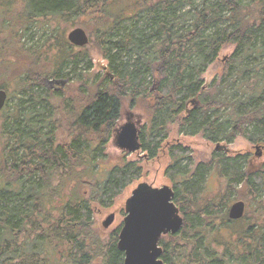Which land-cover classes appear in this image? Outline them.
Instances as JSON below:
<instances>
[{
    "label": "trees",
    "instance_id": "obj_1",
    "mask_svg": "<svg viewBox=\"0 0 264 264\" xmlns=\"http://www.w3.org/2000/svg\"><path fill=\"white\" fill-rule=\"evenodd\" d=\"M10 2L0 0L3 30L11 24ZM24 5L31 6L27 20L36 24L50 17L47 25L58 27L51 30L50 43L30 48L26 66L0 75V89L9 100L18 97L0 113V264L123 263L120 227L102 236L93 205L109 206L140 174L137 164L122 163L95 181L96 161L125 106L149 115L140 134L148 160L167 139V122L178 123L185 136L201 135L212 143L243 137L264 148V0H26ZM80 19L87 20L83 30L108 61L107 74L93 78L88 102L73 117L74 133L62 145L55 142V115L65 117L72 108L66 102L54 109L58 96L43 92V81L82 73L86 56L67 40L53 39L61 22ZM35 24L17 32L41 28ZM227 46L234 51L219 78L204 86L203 74ZM85 65L89 70L91 63ZM156 71L158 86L150 91ZM182 151L171 148L175 162L167 175L183 226L166 237L169 241L161 238V260L264 264V163L252 171L247 157L215 153L214 170L224 184L219 196L198 202L210 166L199 165L188 176L187 166L176 165ZM84 181L91 188L88 199L80 193ZM236 198L245 201V213L230 221L226 211Z\"/></svg>",
    "mask_w": 264,
    "mask_h": 264
},
{
    "label": "rangeland",
    "instance_id": "obj_2",
    "mask_svg": "<svg viewBox=\"0 0 264 264\" xmlns=\"http://www.w3.org/2000/svg\"><path fill=\"white\" fill-rule=\"evenodd\" d=\"M5 0H2L4 2ZM24 1L26 0H11L9 3L10 10L7 12V19L8 21L11 20L10 26H6L3 30L0 27V75L9 73V69H14L15 67L18 68L21 65L26 66L28 60L26 59V54L30 52V48H38L40 50V46L42 43H50L48 39L50 32L52 29L57 31L56 23H50L47 25L49 21L52 20L50 17L42 18L38 20L35 24L31 19L27 20V13L31 9V6H25ZM2 17V13L0 12V18ZM87 20H76L75 22L68 23V21H64L60 23V29L58 34L55 35L53 39H65L67 40L68 33L75 29V28H87V23L83 24ZM24 24H35L41 28L37 29L35 27L26 26L24 32H17L20 30V27ZM84 26H83V25ZM89 37V44L84 48L76 49L75 52L79 54L82 52V55H85L86 58L80 63V69L84 66V69L87 63H91V67L87 71H82L81 74L73 75L71 79H67L68 83L61 92L56 91L59 96L55 98L53 101L55 102L56 109L65 107L64 104L68 102L72 108V113L68 116L62 117L61 115L57 114L56 119V134H55V142L56 143H67L71 138L70 135L74 129L71 126L73 121V117L79 110L88 102L87 96L89 91V86L93 81L94 77H103L105 76L106 72H104L107 68L108 61L105 60L95 42V39H90L89 33L90 31H86ZM3 33L5 35H3ZM34 50V49H31ZM234 51L233 46H227L224 48L217 58V60L212 63L208 68L207 71L203 74V82L204 86H206L209 82H211L215 77L216 79L219 78L221 73V69L225 62V59L231 56L232 52ZM88 66V65H87ZM76 77V78H75ZM153 83L149 86L150 91L154 90L158 84V75L157 71L156 74L153 75ZM208 86V85H207ZM54 87L56 89L60 88L59 84H55ZM48 87H44L47 89ZM11 90V89H10ZM43 92H46L44 90ZM52 93H55L52 91ZM47 94V93H46ZM48 95V94H47ZM18 97L9 100V104H13L17 101ZM9 107V105H8ZM192 106H189L188 109H191ZM7 110V109H6ZM128 113L132 116V121L135 122L138 118L140 120L141 128L145 127L148 120V113L144 108L136 107L134 109H130L127 106L123 107L121 112L120 120L117 123L116 128L127 123L125 121V117ZM166 131L168 132L167 139L162 143L161 148L158 151V156L153 160H147L146 157L143 158L144 152L139 150L135 153L128 154L125 151L118 149L113 143V134L109 142L106 144L104 150L102 151V155L98 162V172L100 175H96L97 180L100 181L104 174L109 171L112 167L121 165L122 163H135L140 168L139 176L132 181L121 193L114 199L109 202V206L107 207H100L93 205V219L96 227L101 230L102 236L112 234L117 230L118 227H122V221L125 217L124 213V206L126 200L130 197L131 192L137 187L140 183H147L148 185L152 186L153 188H162L167 186L169 188H173L172 180L167 175L168 169L174 165L173 160H171L170 155H173V152H170V149L173 146H180L184 149L180 153V157L178 158L177 166L186 167L187 166V175L190 176L193 174L194 170L199 165L210 166L208 168L207 174L204 176V180L202 184L200 183V193H198V202L201 200L205 202L206 200H210L215 198V196H219V190L223 186V180L218 176L215 172V162H214V154L221 153L225 155L227 158L229 157H236V156H244L247 157V163L251 160V170L254 171L260 164L264 163V156L261 154L259 157L256 156L257 152L262 153L261 148L256 144L249 143L243 137H236L232 139V141L228 142H218L212 143L204 139L201 135L196 136H185L179 133V124L178 123H171L167 122L166 124ZM219 144L220 147L226 149V151L215 150L216 145ZM256 147L260 149L257 151ZM248 167V165H246ZM96 170V171H97ZM95 171V174H96ZM94 172V171H93ZM94 183V182H93ZM83 185L80 187V193L84 195L86 199L89 198L91 194V188L87 181L82 183ZM95 184V183H94ZM96 185V184H95ZM224 197V195L222 196ZM223 199H226L224 197ZM242 201L244 202L245 206L246 203L244 200L240 198L233 199L227 208V215L230 206L237 202ZM108 203V201H105ZM179 210V209H178ZM225 212V211H224ZM110 214L115 215L114 222L112 225L107 229L103 230L101 227V223L109 216ZM179 216L183 219V215L179 212ZM119 229V232H120ZM119 234V233H118ZM168 236V235H167ZM164 236V241H169V238ZM161 240V239H160ZM160 243V241H159ZM160 245V244H159Z\"/></svg>",
    "mask_w": 264,
    "mask_h": 264
},
{
    "label": "water",
    "instance_id": "obj_3",
    "mask_svg": "<svg viewBox=\"0 0 264 264\" xmlns=\"http://www.w3.org/2000/svg\"><path fill=\"white\" fill-rule=\"evenodd\" d=\"M67 41L77 48H84L90 42L82 28L71 30L67 35ZM67 83V80L59 79L51 82V84H59L61 88ZM7 95L5 90L0 89V113L7 103ZM139 126L140 120L136 122L132 119L128 120L126 124L115 130L114 145L128 154L139 151ZM259 147H256L257 151L260 148L264 150ZM218 148L220 149L219 145L216 151ZM173 198L174 193L171 188L167 186L153 188L147 183L138 184L131 192L125 202V217L117 241V248L124 255L122 264H165L161 260L163 250L159 241L164 236L175 235L183 226V219L179 216ZM245 208L242 201L233 203L228 210L229 220H240L244 216ZM114 219V214L107 216L101 223L102 229L107 230Z\"/></svg>",
    "mask_w": 264,
    "mask_h": 264
},
{
    "label": "flooded vegetation",
    "instance_id": "obj_4",
    "mask_svg": "<svg viewBox=\"0 0 264 264\" xmlns=\"http://www.w3.org/2000/svg\"><path fill=\"white\" fill-rule=\"evenodd\" d=\"M73 46V45H72ZM75 49L74 50H76V49H80V48H77V47H75V46H73ZM104 72H107V70H105ZM107 74V73H106ZM53 80H55V78H51V79H45L44 81H43V90H46V92H50V94H52V95H55V96H59V94L56 92V91H59V92H61V90H63V88L62 89H60V88H58V89H56L55 87H54V85L55 84H51V82L53 81ZM59 80H67V79H59ZM68 81V80H67ZM48 87L47 89H44V87ZM66 86V85H65ZM64 86V87H65ZM52 91H54L55 93H52ZM15 97H13V99H14ZM9 100V97H8V95H7V101ZM8 103H9V101H8ZM53 103L55 104V102L53 101ZM83 107H85V105L83 106ZM57 107H56V105L54 106V109H56ZM72 113V110H70L69 112H68V115H70ZM188 114V113H187ZM68 115H66V116H68ZM56 116L57 115H55V118H56ZM132 119V116L128 113V115L125 117V121H127L128 122V120H131ZM137 120H138V118H137ZM136 120V121H137ZM135 121V122H136ZM124 124H126V123H124ZM123 124V125H124ZM122 126V125H121ZM121 126H119L118 128H120ZM118 128H115L114 130H113V132H112V134H113V136H114V134H115V130H117ZM139 128V135H138V137H139V143H140V150H142V143H141V140H140V134H141V126H139L138 127ZM60 144H62V143H60ZM66 143H63L62 145H65ZM217 145H219V144H217ZM217 145H216V147H217ZM220 146V145H219ZM216 147H215V150H216ZM263 148V147H262ZM183 149V148H182ZM218 150H223V151H226V149H224L223 147H220V149L218 148ZM217 150V152H219ZM142 152H143V150H142ZM170 152H171V149H170ZM260 154H262L263 156H264V150L262 151V153H260V152H257L256 153V156L258 155H260ZM158 156V155H157ZM156 156V157H157ZM257 156V157H258ZM146 157V159L148 160V157H147V154L144 152V155H143V158H145ZM155 157V158H156ZM155 158H153V159H155ZM170 158H171V160H173L172 159V157H171V155H170ZM153 159H151V160H153ZM250 162H251V160H250ZM173 191V190H172ZM174 193V192H173Z\"/></svg>",
    "mask_w": 264,
    "mask_h": 264
}]
</instances>
